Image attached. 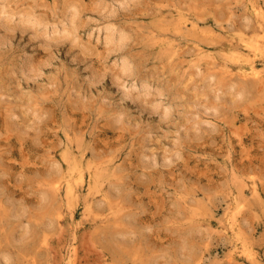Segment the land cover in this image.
Instances as JSON below:
<instances>
[{
    "label": "rangeland",
    "instance_id": "rangeland-1",
    "mask_svg": "<svg viewBox=\"0 0 264 264\" xmlns=\"http://www.w3.org/2000/svg\"><path fill=\"white\" fill-rule=\"evenodd\" d=\"M122 1L0 0V264H264V0Z\"/></svg>",
    "mask_w": 264,
    "mask_h": 264
},
{
    "label": "bare ground",
    "instance_id": "bare-ground-1",
    "mask_svg": "<svg viewBox=\"0 0 264 264\" xmlns=\"http://www.w3.org/2000/svg\"><path fill=\"white\" fill-rule=\"evenodd\" d=\"M129 1L130 0H123L122 1V5H125V4H127V3H129ZM3 9V8H2ZM32 18V17H31ZM69 20V19H68ZM23 22V21H22ZM28 23V22H27ZM25 24V23H24ZM22 26V25H21ZM29 26V25H28ZM110 30V29H109ZM63 32H65L66 34L64 35V36H68L67 35V28H64V30H63ZM109 32V31H108ZM120 34V33H119ZM109 36H110V34H109ZM112 36V35H111ZM118 36V35H117ZM121 36V40H123L124 39V36L123 35H120ZM113 38H114V36H112ZM112 37H110V38H112ZM67 38V37H66ZM65 38V39H66ZM49 41V40H48ZM121 42V41H120ZM256 64L255 63H249V64H247L246 65V67H245V69H246V72H247V75H252V76H254V77H257L260 73L257 71V67L255 66ZM31 70V69H30ZM32 71V70H31ZM127 70H125V69H123V73L124 72H126ZM118 81H119V78H118ZM143 85V84H142ZM124 87H125V85H124ZM145 87V86H144ZM143 87V88H144ZM149 87V86H148ZM145 89V88H144ZM125 93H126V95H131L130 93V91H125Z\"/></svg>",
    "mask_w": 264,
    "mask_h": 264
}]
</instances>
